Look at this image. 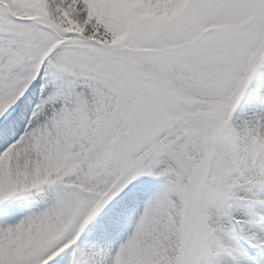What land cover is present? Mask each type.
I'll use <instances>...</instances> for the list:
<instances>
[{
    "label": "snow or ice",
    "instance_id": "obj_1",
    "mask_svg": "<svg viewBox=\"0 0 264 264\" xmlns=\"http://www.w3.org/2000/svg\"><path fill=\"white\" fill-rule=\"evenodd\" d=\"M0 264H264V0H0Z\"/></svg>",
    "mask_w": 264,
    "mask_h": 264
}]
</instances>
